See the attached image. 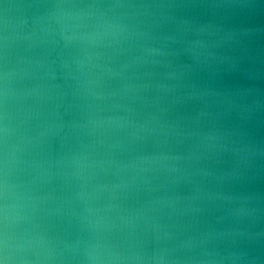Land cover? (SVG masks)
I'll return each mask as SVG.
<instances>
[{
    "label": "clouds",
    "instance_id": "clouds-1",
    "mask_svg": "<svg viewBox=\"0 0 264 264\" xmlns=\"http://www.w3.org/2000/svg\"><path fill=\"white\" fill-rule=\"evenodd\" d=\"M0 264H264V0H0Z\"/></svg>",
    "mask_w": 264,
    "mask_h": 264
}]
</instances>
